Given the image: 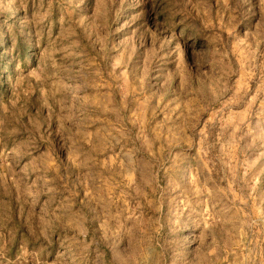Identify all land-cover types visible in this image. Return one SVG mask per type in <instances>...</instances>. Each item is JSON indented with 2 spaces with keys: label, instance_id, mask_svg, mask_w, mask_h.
<instances>
[{
  "label": "rangeland",
  "instance_id": "374dc122",
  "mask_svg": "<svg viewBox=\"0 0 264 264\" xmlns=\"http://www.w3.org/2000/svg\"><path fill=\"white\" fill-rule=\"evenodd\" d=\"M0 264H264V0H0Z\"/></svg>",
  "mask_w": 264,
  "mask_h": 264
}]
</instances>
